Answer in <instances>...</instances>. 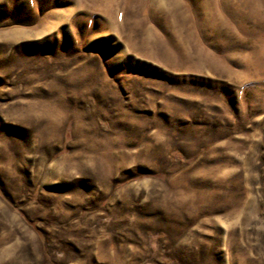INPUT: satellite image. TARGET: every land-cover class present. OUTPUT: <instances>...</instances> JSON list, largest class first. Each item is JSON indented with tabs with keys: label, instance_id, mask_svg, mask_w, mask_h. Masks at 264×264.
Here are the masks:
<instances>
[{
	"label": "rangeland",
	"instance_id": "rangeland-1",
	"mask_svg": "<svg viewBox=\"0 0 264 264\" xmlns=\"http://www.w3.org/2000/svg\"><path fill=\"white\" fill-rule=\"evenodd\" d=\"M0 264H264V0H0Z\"/></svg>",
	"mask_w": 264,
	"mask_h": 264
}]
</instances>
